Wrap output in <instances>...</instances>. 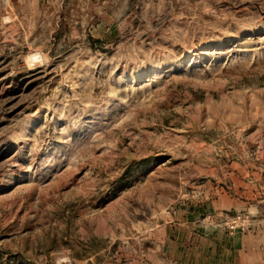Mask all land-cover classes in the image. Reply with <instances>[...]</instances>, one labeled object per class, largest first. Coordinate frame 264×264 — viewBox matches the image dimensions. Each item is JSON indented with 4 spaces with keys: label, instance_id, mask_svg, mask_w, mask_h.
I'll return each mask as SVG.
<instances>
[{
    "label": "rangeland",
    "instance_id": "1",
    "mask_svg": "<svg viewBox=\"0 0 264 264\" xmlns=\"http://www.w3.org/2000/svg\"><path fill=\"white\" fill-rule=\"evenodd\" d=\"M0 264H264V0H0Z\"/></svg>",
    "mask_w": 264,
    "mask_h": 264
}]
</instances>
